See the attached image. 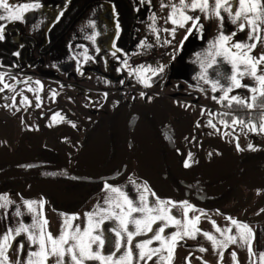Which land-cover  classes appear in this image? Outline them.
<instances>
[{"label":"rangeland","instance_id":"rangeland-1","mask_svg":"<svg viewBox=\"0 0 264 264\" xmlns=\"http://www.w3.org/2000/svg\"><path fill=\"white\" fill-rule=\"evenodd\" d=\"M75 1L38 0L41 7L25 13L24 20L0 21L5 24V36H13V43L17 46L15 53L19 52V56L22 53L25 55V59L22 57L15 68L19 73L0 67V72L10 73L16 81L14 89L0 92V132L5 129V137L13 135L19 139L21 136L23 143L20 146L22 151H18V155L14 154L15 156L3 151L2 146L0 161L15 159L21 152L32 154L43 145H55L59 147L65 165L75 170L84 169L86 163L95 160L109 138L107 120L104 121L102 117L124 99L133 102H150L167 113L175 131L180 166L183 171L191 173L194 177L191 179H194L195 183L203 181L204 186H209L241 166L246 159L249 160V154L264 151V133L252 132L250 126H245L249 113H251L250 118L257 125L260 123L261 108L258 105L264 103V99L259 100L253 109L236 102L229 105L226 99H221L223 93L219 87L213 91L211 84L195 78L200 71L194 55L196 52L206 48L208 41L220 30L225 33L236 32L233 42L235 40L248 42L247 27L240 31L223 10L221 15L225 17V21L220 19L216 21L213 16L209 18L199 12L203 28L196 27L181 45L187 25L182 27L177 45L164 49L161 53L162 59L160 58L157 64H155L156 60L151 61L154 63L152 67L159 63H163L166 67L162 75L151 76L150 72L144 73L145 76L151 77L152 81L146 86L140 83L134 74L129 75V68L135 69L141 64L147 67L148 60L122 67L124 58L128 59L129 56L141 51L134 48L129 55H123L119 51L123 45L119 43L121 29L117 28L118 23L112 5L106 2L92 3L79 15L74 16L71 12L74 11ZM31 2L33 0H9V3ZM229 2L234 6L238 4V0H229ZM90 20L95 21L94 27L89 24ZM129 31V42L137 38L142 39L137 35L136 25ZM93 32L99 33L95 37V42L88 39ZM134 35L138 37L135 38ZM113 44L116 47H113ZM97 48L100 49L99 52L96 51ZM113 52L119 59L113 56ZM261 52H264V42H258L251 55L253 58H258ZM85 54L90 59L85 60ZM172 54L175 55V59L171 58ZM217 59L220 64L215 65L214 68H219L221 72L230 75V63L222 57ZM117 68L122 70L117 71ZM209 76L214 77L213 69H209ZM37 80L41 82L40 85L36 84ZM121 80L124 81L123 84L120 83ZM5 81L14 82L7 75ZM241 81L243 84H255L250 76L242 77ZM221 83L226 82L221 80ZM2 87L3 85L0 84V88ZM53 91L57 93L55 98L51 95ZM141 92L145 95L142 96ZM104 93H107L106 97ZM37 95L41 97L40 101L36 100ZM229 95L247 98L251 93L248 89L240 87L234 88ZM24 96L30 103L23 101ZM13 97L15 100L12 99ZM37 103L40 104L39 108L36 107ZM5 105L9 106L5 107ZM56 112L65 119L53 123L52 115ZM225 113L228 115H224ZM233 116L243 119L245 123L233 126L231 123ZM221 119L227 120L229 126L225 127L221 124ZM69 120L72 124L68 123ZM209 120L216 125V128L208 123ZM95 121L96 124L100 122L101 125L94 134V141L89 145L85 142V134ZM73 124L75 127L72 126ZM131 139V149L137 151L139 155L136 156L134 163L130 158L129 174L120 181H109L104 184L120 186L124 191H135L136 185L147 182L150 191H154L161 199L187 200L195 205L194 208L189 209L188 216L199 217L196 228L201 231H195L193 236H178L173 245L172 258L165 264H260L259 254L264 252V211H262L264 210V175L236 185L218 199L203 200L185 196L166 189L167 178L163 162L157 152H154V137L149 125L140 114L132 121ZM59 140L62 142L60 143ZM82 142L84 144H81ZM237 144L239 149L236 147ZM249 144L253 147L249 148ZM189 151L194 154V162L190 167L185 168L183 159ZM209 152L213 153L211 157L208 155ZM57 184L59 183L51 179L28 178L22 179L19 186L8 192L14 202L16 198L14 196L18 195H14L15 192L44 195L43 198L51 211L48 220H55L59 216L66 220L72 213H77L79 215L72 218L70 223L73 226L79 225L81 231L89 222L85 213L92 212L97 204L100 207H107L103 203L104 197L108 195L104 184L103 192L93 195L86 202H84L85 191L82 193L84 195L79 192H63L61 189L64 188L63 185L61 187ZM129 195L134 199L136 197ZM230 196L231 198L227 200ZM79 201L82 204L80 207L71 210L70 206V209H67L69 205H76ZM176 207V215L183 219L182 207ZM13 211L14 206H10L9 218H0V232L13 222L11 215ZM2 216L3 210L0 209V217ZM229 216L244 221L253 230L251 253L246 243L239 241L238 237L237 242L229 243L227 248H220L213 247L212 242L203 234L207 231L217 240H223L225 237L221 235V231H225L231 225ZM114 224V220L105 221L102 227L111 228ZM61 225L55 224L48 230L57 236ZM217 228L221 231H217ZM173 231H177V226L170 224L164 234L170 236ZM227 234H236L235 225H231V230ZM110 235L114 241V234ZM150 235L152 233L142 234L140 238H148ZM201 247L205 251H201ZM93 248L95 249L96 245H93ZM233 251L236 253L235 257L232 256ZM163 255L167 256V250H163ZM87 264H99V261L87 262Z\"/></svg>","mask_w":264,"mask_h":264},{"label":"snow or ice","instance_id":"snow-or-ice-1","mask_svg":"<svg viewBox=\"0 0 264 264\" xmlns=\"http://www.w3.org/2000/svg\"><path fill=\"white\" fill-rule=\"evenodd\" d=\"M148 2L151 3V0ZM40 7L41 4L38 0H33L31 3H9V0H0V10H2L0 21H22L25 19V13ZM160 7L161 9L165 7L169 9L166 23L170 21L173 26L179 25L180 27L187 25L185 35L180 42L181 45L196 27L203 28L201 15L196 14L197 10L209 18L214 15L221 21L225 19L221 15V10H223L240 31L247 27L249 29L248 42L242 40L233 42L236 32L225 33V31L220 30L216 36L208 41L206 48L196 52L194 55L200 71L195 78L211 84L213 91L219 87L223 93L221 99H226L229 105L236 102L245 105L248 109H253L259 100L264 99V52H261L258 58H253L251 55L257 43L264 42V0H238L236 6L229 0H178V3L176 0H169L167 4L161 0ZM151 19L153 24L149 25V28L155 32L157 42H159V29L155 26L156 17L154 13L151 14ZM89 24L94 27L95 21L90 20ZM117 28H119V24H117ZM163 31L171 33L173 39L175 38V27L165 28ZM97 35L99 33L93 32L88 39L95 42ZM5 38V24L0 23V41L5 40ZM165 43L171 44V41L165 40ZM143 44L144 41L142 40L140 45ZM113 47L116 45L113 44ZM96 51L99 52L100 49L97 48ZM119 51L123 50L120 49ZM112 54L119 59L115 52ZM14 55H19V52L14 53ZM217 57H222L230 63V75L221 72L219 68H214L215 65L220 64ZM171 58L175 59V55L172 54ZM84 59L88 60L90 57L85 54ZM127 66V61H125L122 67ZM165 67L166 65L163 63H159L156 67L150 65L145 67L141 64L137 65L135 69L129 68V75L134 74L140 83L148 86L152 82L151 77L145 76L144 73L151 72V76L162 75ZM209 69H213L214 77L209 76ZM116 70L121 71L122 69L117 68ZM6 75L14 82H6ZM244 76L252 77L255 84H243L241 78ZM221 80L226 83H221ZM15 82V77H11L10 73L0 72V84L3 85L0 92L5 89H14ZM120 83L123 84L124 81L121 80ZM36 84L40 85L41 82L37 80ZM240 87L248 89L251 95L247 98L229 95L234 88ZM140 94L145 95L144 92ZM51 95L55 98L57 93L53 91ZM104 95L106 97L107 93ZM146 98L151 99V97ZM12 99L15 100V97ZM40 99L41 97L37 95L36 100L40 101ZM23 101L30 103L26 96L23 97ZM8 106L5 105V107ZM258 106L261 108L260 123L257 125L250 118L251 113H249V119L245 126H250L252 132L264 133V103H260ZM36 107L39 108L40 104L37 103ZM224 115L228 114L225 113ZM64 119V116L59 112L52 115L53 123H58ZM68 123L72 124V121L69 120ZM208 123L216 128L211 120ZM220 123L225 127L229 126L227 120L221 119ZM231 123L234 126L245 122L243 119L233 116ZM72 126L75 127V124ZM236 147L239 149V144ZM248 147L252 148L253 145L249 144ZM208 155L211 157L213 153L209 152ZM193 162L194 154L189 151L183 159V165L187 168ZM133 183L135 182L133 181ZM136 188L138 195L134 199L122 187L105 183L104 189L108 190V195L104 197L103 203L107 207H100L97 204L92 212L85 213L89 222L83 231L79 225L73 226L70 223L72 218L79 215L72 213L61 225L57 236L48 230L49 220L43 212L45 201L43 199L35 201L22 198L26 211L31 214V223H25L23 219H20L15 224L10 223L3 233H0V264H87V262L92 261H99V264H149L153 257H157L156 264H164V262L170 261L173 255V245L178 236H193L195 231H201L196 228L199 217L189 218L188 216L189 209L194 208L195 205L187 200L161 199L154 191H150L147 182L136 185ZM149 194L155 199L150 201ZM10 206H14V211L11 213L13 217L24 215L20 205L15 204L10 199L9 193H0V209L3 210V216L0 218H9ZM174 206L182 207L183 219L172 214L171 209ZM113 220L115 221L113 227H102L105 221ZM228 220L231 221V225H235L236 234H227L231 230V225L225 231L217 228V231H221V235L225 237L223 240H217L207 231L203 234L212 242L213 247L220 248H227L229 243L237 242L238 237L239 241L246 243L248 251L251 253V244L254 238L253 230L242 220L231 216L228 217ZM158 221L159 224H157ZM213 223L215 224V221ZM170 224L176 225L177 231L171 232L168 236L164 233ZM148 233H152V235L148 238H140L142 234ZM110 234H114V241ZM153 241L160 243L157 247H151ZM93 245H96L95 249ZM165 249L167 256L161 254ZM13 251L15 252V259L12 258ZM201 251H205V249L201 247ZM232 256H236L234 251ZM259 262L264 264V252H260Z\"/></svg>","mask_w":264,"mask_h":264},{"label":"water","instance_id":"water-1","mask_svg":"<svg viewBox=\"0 0 264 264\" xmlns=\"http://www.w3.org/2000/svg\"><path fill=\"white\" fill-rule=\"evenodd\" d=\"M138 112H147L154 115L160 122L162 128L165 131L166 145H167V157L168 166L173 174V176L180 183L183 191L193 197L205 198V199H216L228 189L235 187L253 177L264 175V168L256 173L239 176L240 172L247 168L248 166H262L264 167V160L256 161L254 163H248L242 165L230 178L221 183L216 188L203 187L195 182L186 174L181 166L176 150V138L175 131L170 118L167 113L161 108L152 104H141L133 103L127 105L123 108L121 119H120V131H121V151L118 154L116 160L110 164L108 167L103 169L93 168L90 170H75L64 168L61 165L56 164H41L39 162L35 163H25L20 164L15 167L7 168L0 171V181L6 178H11L18 175V173L28 167H41L50 170L54 175L62 176L74 181L83 182H109L120 178L127 170L128 158L131 152V119ZM117 167L112 173L105 175L104 171L110 170Z\"/></svg>","mask_w":264,"mask_h":264},{"label":"trees","instance_id":"trees-1","mask_svg":"<svg viewBox=\"0 0 264 264\" xmlns=\"http://www.w3.org/2000/svg\"><path fill=\"white\" fill-rule=\"evenodd\" d=\"M99 2H106V3H110L112 5L114 12H115V17H116L117 23L119 24V28L121 29L120 30V40H119V43H123L122 47L120 48L123 50V51H121V53H123V55H129V53L132 50L131 45H130L131 42H129V39H130V36H129L130 31L129 30H131L134 27L135 22H136V18H135L134 8L128 0H76L74 3V6H73L74 11L71 12V15L77 16L88 5H90L92 3H99ZM16 49H17V46L13 43V36L7 35L5 40L0 41V63L4 64V65L5 64L11 65V63L13 61H17V56L14 55ZM124 104L125 103L120 104L119 108H117V110H115L113 113H111L109 115V117L107 118V120L110 122L109 125H110V130L112 133V140H111L112 142L111 143H112L113 151H112V154L110 157V161H113V160L115 161L118 154L121 151L122 142H121L120 129H119V127H120L119 119L121 116L122 106ZM146 116H147V120L149 121V124L151 127L152 135L154 137V142H155L154 152L156 151L157 154L161 157V160H162L163 165H164V173H165V176L167 178V186H165L166 189L171 190L174 193L179 192L180 194H183L185 196H189L183 191L180 183L173 176V174H172V172L168 166L167 145H166V136H165L164 129L162 128V126H161L160 122L157 120V118H155L154 116H152L149 113H147ZM112 118H114V121H111ZM246 119H248V117H246ZM112 122L115 125L114 127L112 126ZM132 151H133V154L131 152L130 158H131V161L134 163L136 156L139 154H137L136 153L137 151H134V149H132ZM251 156L256 157V158H264V151L252 153ZM153 157L155 158L156 156H153ZM111 170H109V171H111ZM126 174H129V170L122 177H120L116 180H113L112 182L120 181L121 179H123L126 176ZM57 177H58V179H62V180L64 179L65 185L63 187L66 190V192H68V193H71V192H77L78 193L79 192L82 194L85 191L84 192L85 193L84 202H86L94 194L101 191L103 188L102 186L104 184V182H83V181H74V180H71V179H68V178H65L62 176H57ZM6 180H8V179H5V180L0 182V193L3 190L8 189V188H10L16 184V182H14L12 184H8L7 182H5ZM229 190H232V188L228 189L227 191H229ZM226 192H224V193H226ZM224 193L222 195H220L218 198L223 197ZM82 195H84V194H82ZM189 197H193V196H189ZM195 198H199V197H195ZM218 198H216V199H218ZM230 198H231V196L227 200H229ZM200 199L213 200V199H205V198H200ZM80 202L81 201H79L76 205L75 204L69 205V207H67V209H70V206L72 207L71 210L77 209L78 207H80L82 205ZM58 209H60V208H58Z\"/></svg>","mask_w":264,"mask_h":264},{"label":"flooded vegetation","instance_id":"flooded-vegetation-1","mask_svg":"<svg viewBox=\"0 0 264 264\" xmlns=\"http://www.w3.org/2000/svg\"><path fill=\"white\" fill-rule=\"evenodd\" d=\"M44 49H45V47H44ZM22 54H21V56H19V55L17 56L16 55L17 56V61H13L11 63V65H6V64L4 65V64H1L0 63V67H3V68H5L6 70H9V71H13V72L15 71L16 73H19L18 72L19 70H16L15 68L20 63L21 58L22 57L23 58L25 57L24 53H22ZM127 60L128 59H125V58L123 59L124 62L127 61ZM123 103H125V104L122 106V110H123V108L125 106L130 105V104H133V103L152 104L150 102H133V101H131L129 99H124V100L118 102L115 105V107L106 116L102 117L103 120L104 121H105V119L107 120V118L109 117V115L111 113H113L115 110H117V108H119V105L120 104H123ZM122 110H121V114H122ZM138 114L142 115L145 123L147 125H149V127H150L149 121L147 120V116H146L147 115V112H138V113H136L132 117L131 122H130V125H132L133 119L136 116H138ZM152 116H154V115H152ZM217 117H219V116H217ZM120 119H121V116H120ZM120 119H119V125H120ZM111 121H114V118H112ZM99 123L96 124V121L93 122L88 127V129L86 130L85 142L87 144L90 145L94 141V134H95L98 126L101 125ZM109 124H110V122L107 120V125H108V130H109L108 131L109 132V138H108L107 142L105 143V145H103L102 148L104 149V146L107 147V149H108V155L106 156V160L104 161V163L101 164V165H98V164H96V162H94L95 160H93V161H89L88 163H86L84 165L85 166L84 169H76V170H83V171H85V170H90V169H93V168H95V169L96 168L103 169V168L108 167L110 164H112L114 162V160L113 161H110V157H111L113 148H112V143H111L112 142L111 141L112 140V133H111L110 125ZM112 126L113 127L115 126L113 122H112ZM119 129H120V127H119ZM150 130H151V127H150ZM5 134H6L5 129L3 130V132H0V149H2L1 147L3 146V149H2L3 151H6L7 153L12 154L13 156H15L14 154H17L18 151H22V150H20V146L23 144L22 141H21L22 140V137L20 136L19 139L15 138V136H13V135H8V136L5 137ZM120 136H121V131H120ZM16 141H18V142H16ZM59 141H60V143L62 142V140H59ZM81 144H84V143L82 142ZM131 152H132V149H131ZM131 152H130V154H131ZM19 154H20L19 157H16L15 159H9L7 161H0V171H3L5 169H7V168H11V167L18 166L20 164L35 163V162H39L41 164H56V165H61L64 168H69L67 165H65L64 161L62 160L61 152H60L59 147H57L55 145H53V146H51V145H43L39 149H36L35 152L32 153V154H26V153L24 154V152H21ZM251 154L248 155L249 160L246 159V161H244L243 163H241L242 165H245V164H248V163H254L256 161L264 160V158H256V157H253V156H251ZM95 159H96V157H95ZM129 165H130V155H129V158H128V164H127V170H126V172L129 169ZM241 166H239L238 168L234 169L233 171H231L227 175L223 176L221 179L212 182V184L209 185V186H204V184L202 183L203 181L201 183H196V184H198L200 186H203V187L216 188L221 183H223L228 178H230L232 175H234V173ZM262 168H264V167H262V166H248L247 168H245L244 170H242L240 172L239 176L256 173L259 170H261ZM69 169H71V168H69ZM116 169H118V168L115 167L112 170L110 169L111 171L106 170V171H104V174L105 175H108V174L112 173ZM49 176H50V178H48ZM57 176L58 175H54L53 173H51L50 170H47V169H44V168H41V167H36V166L28 167V168L20 171L18 173V175L13 176L11 178H6L8 180H6L5 182H7L8 184H12L14 182H16V184L13 185L12 187L8 188V189L3 190L1 193L7 192V191H11L12 189H15L17 186H19L21 184V180L22 179L26 180L28 178L29 179H36V180L37 179H51L53 182L59 183L57 185H59L61 187H62V185L64 186L65 185L64 179L63 180L62 179H58ZM192 178H194V177L192 176ZM3 180H5V179H3ZM3 180H1V181H3ZM193 181H195V180L193 179ZM232 188H234V187H232ZM61 189H62L63 192H66V190L64 188H61Z\"/></svg>","mask_w":264,"mask_h":264},{"label":"crops","instance_id":"crops-1","mask_svg":"<svg viewBox=\"0 0 264 264\" xmlns=\"http://www.w3.org/2000/svg\"><path fill=\"white\" fill-rule=\"evenodd\" d=\"M128 1L131 3V5L134 8V13H135V18H136L135 25H136L137 35H139L142 38V39L137 38L138 41L135 40V41H132L130 43L132 50L135 48L136 50L138 49V50L141 51V50H147V49L152 48V49L162 53L164 49L169 48L170 46L175 47V44L177 45V40L179 39V36L182 34V30H181L182 27H180L179 25L173 26L170 21H168L167 23L165 22L166 17L169 14V9L167 7L161 9V7H160L161 0H151V3H149L148 0H128ZM176 2L178 3V0H176ZM164 3L165 4L169 3V0H164ZM152 13H154L155 17H156L155 26H156L157 29H159V35H160L159 42H157L155 32L152 31L149 28V25L153 24V20L151 19V14ZM198 13H199V11L197 10L196 14L198 15ZM213 17L215 18L216 21H219V18L215 17L214 15H213ZM224 21H225V19H224ZM173 27L176 28L175 38L174 39H173V35L171 33L163 31V29H165V28H169L170 29V28H173ZM137 35H134V37L135 38L138 37ZM142 40L144 41V44L140 45V42ZM165 40L171 41V44H166ZM175 40H176V42H175ZM138 45H140V46H138ZM152 60L154 61L155 59H153V58L148 59V61H149L148 62L149 63L148 66L149 65L153 66L152 64H154V63H151ZM158 62L159 61H156L155 64H157ZM150 74H151V72H150ZM102 147H101V149H100L99 153L97 154V157H96V159L94 161L98 165L103 164L104 161L106 160V156L108 155L107 147L104 146V149ZM185 173L188 174V176L190 178H192V175H191L190 172L186 171ZM125 191H127L128 194H131L133 196H137L138 195L137 190H135V191L125 190ZM102 192H103V190L99 191L98 193H96L94 195L100 194ZM7 193L10 194V192H8V191H7ZM14 195H17V196H14V198L16 197L15 198V202L18 205H20L21 211L24 213V215L22 217H13L12 216V218H13L12 219L13 220L12 224H15L16 221H18L20 219H23V221L25 223H31V214H29L26 211V206L23 205L22 198L23 199H31V200L39 201L41 199L44 200V198H43L44 195H37V194H34V193L20 194V193H16V192H15ZM148 198L151 201L155 199V197H152L150 194H149ZM176 209H177L176 206H174V208L171 209L173 215H176V212H175ZM43 212H44V214H45V216L47 218L50 217L49 214H51V211L48 208L46 201H45ZM4 221H6V220H4ZM64 221L65 220H63L61 216L57 217L55 220L50 219L49 220V228L48 229H50L55 224L57 226L61 225L60 223H64ZM159 223L160 222L158 221L157 224H159ZM154 227H155V225H154ZM0 233H3V231H1ZM148 234H145V235H148ZM159 243H160L159 241H153L152 245H157ZM151 247H153V246H151ZM165 251H166V249H165ZM161 254L163 255V252ZM12 258L15 259V252L14 251L12 252ZM156 260H157V257H153V260L149 261V264H156ZM164 264H165V262H164Z\"/></svg>","mask_w":264,"mask_h":264},{"label":"built area","instance_id":"built-area-1","mask_svg":"<svg viewBox=\"0 0 264 264\" xmlns=\"http://www.w3.org/2000/svg\"><path fill=\"white\" fill-rule=\"evenodd\" d=\"M158 54H160V55H158ZM161 57H162L161 52L150 48V49L143 50L139 53L131 55L129 62L130 63H138V62H142V61H145V60L151 59V58H153L155 60H160Z\"/></svg>","mask_w":264,"mask_h":264}]
</instances>
